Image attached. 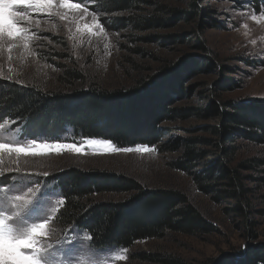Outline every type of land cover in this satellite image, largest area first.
<instances>
[{
    "label": "rangeland",
    "instance_id": "1",
    "mask_svg": "<svg viewBox=\"0 0 264 264\" xmlns=\"http://www.w3.org/2000/svg\"><path fill=\"white\" fill-rule=\"evenodd\" d=\"M72 2L84 3L91 12L94 9L90 5L97 0ZM193 3L200 9L197 14L193 12ZM16 10L31 12L23 8ZM82 15L77 14L76 21L43 14L36 17L42 23L39 30L32 29L37 35L30 45L34 54L15 48L9 60L6 50L0 52V80L24 87L42 86L54 91L65 89L58 78L66 76L68 70L76 69L84 74L87 83L121 89L133 86L140 78L150 81L151 76L164 66L176 70L191 66L181 80L185 94L171 106L175 110L206 109L216 99L259 103L264 98V10L256 11L250 0L138 1L124 10L97 11L98 17H109L107 23L103 19L100 21L104 25V33H99L98 29L92 33L84 30L83 25L91 24L92 17L80 19ZM253 15L257 20L252 19ZM154 16L164 23L148 25L146 21ZM53 24L55 28L51 27ZM78 26L80 31H77ZM9 76L12 79H8ZM167 78L153 81L152 87L156 88ZM201 113L202 110L193 111L190 115L163 121L160 124L163 135L159 145L147 146L155 149L152 152H105L103 146L97 144L86 147L80 154L65 151L35 157L21 156L19 166L23 172L32 174L30 179L34 182L28 186L34 189L36 183L40 186L30 206V222H41L43 203L55 202L63 197L54 174L69 173L72 168L106 169L132 177L147 189L183 190L203 215L218 226L219 231L201 237L167 233L163 238L138 241L132 248L97 247L91 240L85 239V235L90 236L89 233L76 225L59 229L56 222L59 211L46 212L45 218L52 217V236L48 243L59 242L63 250L75 243L77 246L70 252L73 258L83 255L89 246H95L96 249H103L102 256L109 257L108 264H211L210 260H218L226 253H239L246 251L250 244L264 243V181L258 179L264 176V166L257 169L239 167L242 161L263 158L264 146L238 135H232L226 142L232 150L230 166L238 169L241 183L248 193L246 216L251 222L247 224L231 215L237 204L235 199L215 198V195L224 196L216 189L230 191L228 181H201L212 186L214 191L211 193H205L200 187L198 179L208 176L204 173L206 168L223 158L216 146L224 142L214 131L220 128L219 117L208 119ZM4 120L8 121L9 127L13 121H19L16 128L23 127L29 138L60 137L59 142L78 145L88 139L108 141L75 137L71 128H65L58 134L49 133L41 129L45 121L27 127L21 119L6 116ZM189 149L195 150L196 156L192 168L183 170L175 164L186 157ZM15 166V158L9 160L5 157L2 167L7 174L0 189L7 185L9 176L15 175L9 171ZM44 172L48 175L44 176ZM236 182L240 186L238 179ZM13 194L22 193H9ZM127 196L107 195L105 199L117 201ZM8 214L11 215V212ZM249 225L254 229L253 237L245 231ZM123 249L127 252L122 253ZM117 253L126 255L127 259H110ZM157 259L169 261L164 263Z\"/></svg>",
    "mask_w": 264,
    "mask_h": 264
},
{
    "label": "trees",
    "instance_id": "2",
    "mask_svg": "<svg viewBox=\"0 0 264 264\" xmlns=\"http://www.w3.org/2000/svg\"><path fill=\"white\" fill-rule=\"evenodd\" d=\"M138 1L143 0H99V5L110 12L124 10ZM250 1L256 11L264 10V0ZM193 7V12L197 14L199 7L196 3H193ZM146 22L148 25L164 23L155 16ZM198 45L201 46L199 40ZM189 68L192 67L176 70L164 66L151 76L150 81L140 78L133 86L121 89H107L97 83H87L84 74L76 69L68 70L66 76H60L58 80L66 88L54 91L42 86L24 87L0 80V117L21 119L27 127L45 121V124H41L43 131L58 134L65 128H71L75 137L111 140L120 148L158 146L163 135L160 124L168 118L187 116L198 110L203 111L201 115L205 118L219 117L220 128L214 131L224 140L220 146H216L223 158L208 166L204 171L208 176L199 178L198 182L205 193H211L214 191L212 186L201 181H228L230 191L216 189L224 196L215 195V198L235 199L237 204L231 215L249 224L251 221L246 216L248 209L245 205L248 204V193L241 183L238 169L230 166L232 150L226 142L230 141L232 135H238L264 146V103H234L232 100L216 99L206 109L175 110L171 106L185 94L181 80ZM163 78H167L164 83L152 87L153 81ZM195 156V150L189 149L186 157L175 165L190 170ZM260 166H264V157L239 164V167L246 169ZM53 178L57 180L65 199L56 218L58 228L63 230L76 225L93 237L91 242L97 247L132 248L138 241L163 238L167 233L201 237L219 231L218 226L208 220L181 189H147L132 177L106 169L72 168L69 173L54 174ZM258 179L264 181V176ZM121 194L128 196L117 201L105 199L107 195ZM245 231L254 236L251 225ZM157 261L167 263L169 259ZM210 261L211 264H264V243L250 244L246 251L226 253L218 260Z\"/></svg>",
    "mask_w": 264,
    "mask_h": 264
},
{
    "label": "snow or ice",
    "instance_id": "3",
    "mask_svg": "<svg viewBox=\"0 0 264 264\" xmlns=\"http://www.w3.org/2000/svg\"><path fill=\"white\" fill-rule=\"evenodd\" d=\"M87 2V0H85ZM85 7L84 3H73L72 0H0V52L7 51L9 60L15 48H21L27 54H34L30 50L31 42L37 39L36 31L41 28L42 21L36 17L41 14L49 17H59L61 20H77V14H83L80 19L91 16L92 23L84 24L83 29L92 33L98 29L99 33H104V25L101 19L107 23L109 17H98L97 11H107L99 5V0L95 4ZM17 8L30 9L29 11H17ZM35 14V15H33ZM71 14V15H70ZM257 20L256 16H252ZM55 28V25H51ZM77 31H80L78 26ZM94 33V34H99ZM8 79H12L11 76ZM245 98H241L244 100ZM237 101H234V103ZM264 103V98H261ZM0 184H4V176L7 174L2 167L5 157L9 160L15 158L16 166L9 171L15 175L9 176L7 185L0 189V264H108L109 257L102 256L103 249H96L89 246L83 255L73 258L70 252L77 245L69 244L67 250L62 246L48 243L51 240L52 229L50 228L51 216L45 218L46 212H57L65 204L64 197L55 202H45L42 204L41 222H30V206L34 203L36 191L39 184L36 183L35 189L28 186L32 174L23 172L19 166L21 156H41L48 153L60 154L65 151L80 154L86 147L100 144L105 152H152L153 148L147 146H137L135 148H117L111 140L102 141L88 139L86 143H62L60 137L55 138H29L25 135L23 127L16 128L19 121H13L11 127L8 121L0 117ZM15 129V130H14ZM54 140L56 142H47ZM44 176L48 172L43 173ZM26 188V191L24 190ZM9 193H22L13 194ZM70 202V201H69ZM11 212V215L8 213ZM86 240L93 237L85 235ZM123 249L122 253H126ZM117 253L110 257L112 260H125L127 256Z\"/></svg>",
    "mask_w": 264,
    "mask_h": 264
}]
</instances>
